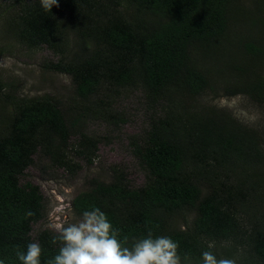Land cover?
<instances>
[{
	"label": "trees",
	"instance_id": "obj_1",
	"mask_svg": "<svg viewBox=\"0 0 264 264\" xmlns=\"http://www.w3.org/2000/svg\"><path fill=\"white\" fill-rule=\"evenodd\" d=\"M234 1L58 0L51 12L39 0L10 3L9 31L27 48L44 45L56 53L58 58L42 67L68 74L73 92L64 102L48 93L0 92L5 115L0 127V259L5 264H21L17 247L26 250L33 241L44 248L42 264L57 254L58 245L51 243L56 231L32 234L33 225L47 216L40 188L21 182L33 156L74 176L80 163L66 154L71 137H78L75 154L90 163L99 138L88 132L87 123L92 118L115 127L126 122L115 102L122 91L137 87L149 112L148 124L131 135V151L144 172L142 184L130 185L124 171L113 166L110 181L94 177L72 199L74 211L82 216L101 208L129 243L149 230L154 237L170 236L179 242L181 256L189 254L195 264L209 241L215 254L220 248L229 257L237 249L247 263L264 264V215L244 208L246 197H255L251 186L264 182L258 166L264 162L261 133L226 110L188 105L190 98L214 87L211 76L220 62L236 73L221 87L225 93L264 102L263 34L240 33L230 40L243 14ZM216 56L213 66L205 64V57L213 61ZM181 97H188L187 103ZM29 210L34 215L26 217ZM187 211H194L192 224L185 230L171 227L169 220ZM239 213L245 222L238 221Z\"/></svg>",
	"mask_w": 264,
	"mask_h": 264
},
{
	"label": "rangeland",
	"instance_id": "obj_2",
	"mask_svg": "<svg viewBox=\"0 0 264 264\" xmlns=\"http://www.w3.org/2000/svg\"><path fill=\"white\" fill-rule=\"evenodd\" d=\"M12 1L0 0V84L2 85L0 92L28 97L48 93L55 95L63 102L68 101L73 92L70 76L45 70L42 67L45 61H54L58 55L44 45L27 48L9 31L5 21L9 18V13L13 11L10 6ZM257 1H234L235 5L241 4L243 14L240 16L241 21L235 23L231 29V41L235 40V36L240 37L242 35L240 33L257 36V38L263 34L264 38V0ZM214 63H217V56L213 61L205 57L207 66L211 67ZM221 64L223 62H220L219 69L215 68L217 72L213 74V77L211 76L214 87L208 88L205 93L195 98H190L188 105H194L195 109L200 111L203 107L208 109L209 106L226 110L246 126L257 129L261 133L260 149L264 160V102H256L245 94L228 95L225 93L221 87H224L226 80L236 76V73L231 74L224 69L226 64L224 66ZM261 73L264 75V63ZM187 98L181 97L186 103ZM115 107L120 112H124L127 119L119 127L98 118H92L87 123L88 132L99 138L95 156L90 163H86L75 154L78 148V137L76 135L71 137L66 154L73 162L80 163L79 170L74 176H70L62 167H49L47 159L39 154L33 156V163L23 171L21 182L30 181L37 185L47 200V216L33 225L32 234L44 228L56 231L67 222H74L81 218V215H78L72 208V199L79 192L86 190L90 186L89 181L94 177L105 182L110 181L113 166L124 171L130 185L142 184L144 172L131 151V135L139 133L149 122V112L145 109L141 89L137 87L122 91L115 102ZM4 116L0 111V127L4 126ZM258 166L260 171H264V162ZM261 184L258 187L252 185L250 190L252 189L251 194L255 197L247 196L244 200V208L247 211L256 212L259 217L264 215V182L262 186ZM238 215V221L245 222V214L239 213ZM194 217V211H187L176 215L169 222L171 227L185 230L188 225L192 224ZM210 243L214 245L213 241H209L208 245ZM223 243L230 245L228 241ZM216 255L217 257L234 258L237 264H252L250 261L248 263L244 261L243 253L237 249L232 256L228 257L218 248Z\"/></svg>",
	"mask_w": 264,
	"mask_h": 264
},
{
	"label": "clouds",
	"instance_id": "obj_3",
	"mask_svg": "<svg viewBox=\"0 0 264 264\" xmlns=\"http://www.w3.org/2000/svg\"><path fill=\"white\" fill-rule=\"evenodd\" d=\"M39 4L45 12L59 7L58 0H39ZM33 215L30 210L25 213L26 217ZM51 243L58 245V250L46 264H195L189 254L181 256L179 242L170 236L154 237L149 230L146 237L129 243L99 207L84 211L77 221L57 229ZM213 249L210 243L199 264H237L234 258L217 257ZM15 254L21 264H42L44 248L33 241L26 250L17 247ZM0 264L5 260L0 259Z\"/></svg>",
	"mask_w": 264,
	"mask_h": 264
}]
</instances>
